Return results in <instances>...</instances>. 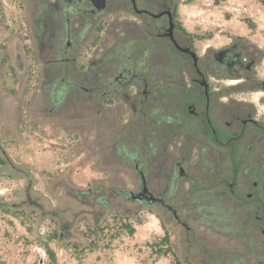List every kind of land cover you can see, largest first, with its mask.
<instances>
[{
    "label": "flooded vegetation",
    "instance_id": "flooded-vegetation-1",
    "mask_svg": "<svg viewBox=\"0 0 264 264\" xmlns=\"http://www.w3.org/2000/svg\"><path fill=\"white\" fill-rule=\"evenodd\" d=\"M176 7V0H0V78L12 75V39L13 69L25 72L29 31L40 48L32 72L39 89L26 96L21 116L63 134L83 129L87 157L92 130L119 129L121 164L131 161L135 177L132 191L118 193L163 209L190 242L210 225L238 241L251 263L264 264V113L216 86L238 76L249 82L255 59L231 41L195 65L183 51L195 52ZM115 12L132 18L108 21ZM139 129L143 158L123 144L137 143Z\"/></svg>",
    "mask_w": 264,
    "mask_h": 264
},
{
    "label": "rangeland",
    "instance_id": "rangeland-1",
    "mask_svg": "<svg viewBox=\"0 0 264 264\" xmlns=\"http://www.w3.org/2000/svg\"><path fill=\"white\" fill-rule=\"evenodd\" d=\"M176 1L177 24L189 33L198 57L207 54L210 62V51L238 41L255 59L249 82L238 76L219 79L216 86L263 114L264 0ZM117 18L132 17L107 16L108 21ZM26 34L25 72L13 69L17 48L12 39L7 64L12 75L0 78V264H253L238 241L216 234L212 226H200L197 240L190 242L163 209L142 207L117 192L132 191L135 177L131 161L121 164V147L115 143L119 129L92 130L87 157L83 129L67 131V140L60 129L36 127L19 114L26 96L39 89L32 72L39 66L40 48ZM144 140L145 129H139L137 143L123 144L137 146L143 158ZM60 142L69 144L67 151L60 150ZM190 211L196 226L198 214ZM164 236L171 250L167 256H162Z\"/></svg>",
    "mask_w": 264,
    "mask_h": 264
},
{
    "label": "trees",
    "instance_id": "trees-1",
    "mask_svg": "<svg viewBox=\"0 0 264 264\" xmlns=\"http://www.w3.org/2000/svg\"><path fill=\"white\" fill-rule=\"evenodd\" d=\"M250 29H251V28H250ZM122 227H123L124 230H128V232H129L130 234H133L134 229L131 228L129 224L124 223V224H122ZM161 245H162L163 247H165L162 256H167V255L171 252V250H170V246H169V239H168L167 236H164V237L162 238V240H161ZM171 255H172V254H171Z\"/></svg>",
    "mask_w": 264,
    "mask_h": 264
},
{
    "label": "water",
    "instance_id": "water-1",
    "mask_svg": "<svg viewBox=\"0 0 264 264\" xmlns=\"http://www.w3.org/2000/svg\"><path fill=\"white\" fill-rule=\"evenodd\" d=\"M173 29V23L172 21L170 20V23H169V28L167 29L168 32L170 33ZM171 39L174 41L173 37H171ZM183 51L185 52H188L190 55H191V58H192V61L194 62V64L196 65V62H197V59H198V56L195 54V52L193 51H190L189 49H184ZM174 218L176 220H179L178 216L176 214H174Z\"/></svg>",
    "mask_w": 264,
    "mask_h": 264
}]
</instances>
